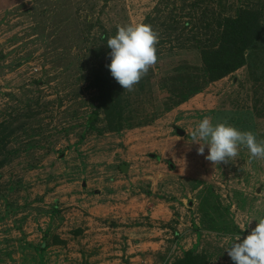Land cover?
I'll return each instance as SVG.
<instances>
[{
    "label": "rangeland",
    "instance_id": "1",
    "mask_svg": "<svg viewBox=\"0 0 264 264\" xmlns=\"http://www.w3.org/2000/svg\"><path fill=\"white\" fill-rule=\"evenodd\" d=\"M243 8L261 30L211 81L201 51ZM130 23L159 33L131 92L106 43ZM205 116L264 140V0H0V264H234L225 249L264 216V160H206Z\"/></svg>",
    "mask_w": 264,
    "mask_h": 264
},
{
    "label": "clouds",
    "instance_id": "2",
    "mask_svg": "<svg viewBox=\"0 0 264 264\" xmlns=\"http://www.w3.org/2000/svg\"><path fill=\"white\" fill-rule=\"evenodd\" d=\"M158 42L159 33L145 23L118 25L116 34L107 38V46L111 49L107 68L124 90L134 91L156 65ZM191 139L199 145L198 154L203 155L207 147L205 159L213 165L234 161L241 148L248 150L250 159L264 160V140H258L252 131H241L227 121L213 124L212 118L205 116L191 132ZM252 220L257 224L250 234L242 242L240 235L235 236L225 249L234 264H264V216Z\"/></svg>",
    "mask_w": 264,
    "mask_h": 264
},
{
    "label": "trees",
    "instance_id": "3",
    "mask_svg": "<svg viewBox=\"0 0 264 264\" xmlns=\"http://www.w3.org/2000/svg\"><path fill=\"white\" fill-rule=\"evenodd\" d=\"M225 22L219 45L214 49L209 47V50L201 51L211 81H217L245 65V52L256 33L261 30L258 12L249 8L239 9L235 17L226 18ZM206 41L210 43L209 39ZM95 119L96 113H92L88 124Z\"/></svg>",
    "mask_w": 264,
    "mask_h": 264
},
{
    "label": "water",
    "instance_id": "4",
    "mask_svg": "<svg viewBox=\"0 0 264 264\" xmlns=\"http://www.w3.org/2000/svg\"><path fill=\"white\" fill-rule=\"evenodd\" d=\"M176 133L179 135V136H183L184 135V131L181 130L180 128H176ZM191 204V203H190Z\"/></svg>",
    "mask_w": 264,
    "mask_h": 264
}]
</instances>
